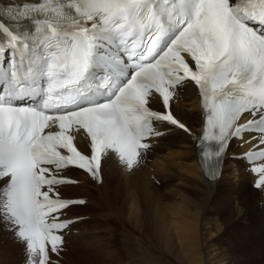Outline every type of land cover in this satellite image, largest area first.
Listing matches in <instances>:
<instances>
[{
	"label": "snow or ice",
	"instance_id": "obj_1",
	"mask_svg": "<svg viewBox=\"0 0 264 264\" xmlns=\"http://www.w3.org/2000/svg\"><path fill=\"white\" fill-rule=\"evenodd\" d=\"M23 15L33 33L0 23V219L36 264L60 255L68 228L59 186L72 181L59 174L99 180L113 155L131 168L160 135L153 120L189 132L171 105L186 79L220 148L249 131L264 146V0H37Z\"/></svg>",
	"mask_w": 264,
	"mask_h": 264
},
{
	"label": "bare ground",
	"instance_id": "obj_2",
	"mask_svg": "<svg viewBox=\"0 0 264 264\" xmlns=\"http://www.w3.org/2000/svg\"><path fill=\"white\" fill-rule=\"evenodd\" d=\"M6 1L16 2V0ZM172 108L176 116L191 132H197L202 126L201 104L192 87H188L174 100ZM77 141L82 148L88 147L85 136L78 135ZM163 143H165L164 138L158 142L160 146L156 145L153 152L142 154L136 166L131 168L124 167L114 156L107 164L102 161V179L96 180L90 175L92 179L90 180L89 176H82L81 180L85 185L73 188L77 190V194H68L61 189L60 193H65L66 197L88 198L89 203L74 208L73 215H90L95 218H92L95 221L98 220L96 223L101 220L105 221L109 217L110 222L116 224L118 219L119 227L122 223H128L135 228L139 221L141 226L137 228H141V237L134 240L132 234L128 236L129 240L133 245L137 243L143 250L145 241L142 239H152L153 245L160 249V260L153 258L150 261L144 256L140 259L142 263H138V259L133 256V248H131L132 250H126L121 264H242L243 260L255 259L256 256L253 253L246 257L248 254H245L246 251L243 253L241 246L242 252L238 247L230 248L231 245L225 247L222 242L226 236L230 235V227L242 211L257 207V203L260 207V196L251 189L248 174L238 163L229 160L219 180L207 179L201 172L190 136L179 131L167 144L161 145ZM245 149L231 148L229 154L240 155ZM126 181H130L129 188L140 191V201H133L129 197L130 191L128 192L124 186L127 185ZM2 183L3 181L0 180V184ZM89 187L94 191L89 190ZM245 191L248 192L247 195ZM233 192L238 194L235 196L239 197L238 200L240 199L234 209L231 204V200L236 199ZM84 193L92 194L95 200L91 196H85ZM134 194L137 193H133L132 198ZM256 196L259 198L257 199ZM111 202L113 207H107L108 213H79L94 206L103 209L104 204L107 206ZM124 207H127L130 213ZM128 213L135 216L136 222L127 218ZM88 222L79 224L84 227H77L79 234L75 238L76 241H73L72 247L63 250L65 263L61 260L62 264H73L70 255H66L64 251L82 253L84 250L87 253L88 246L85 245L84 240L87 236L85 231L89 228ZM10 229L12 228L9 223L0 219V264H19L23 258L24 246ZM97 237L103 239L101 235ZM92 239L95 240L94 237ZM101 242L96 245L93 242V246L90 247L94 251V264L107 263L108 257L117 258L118 253H115L119 252L118 250L115 253L109 252L107 242L104 240ZM109 243L112 247V243ZM249 247L247 246V249ZM137 257L141 256L137 255ZM244 257L246 258L243 259Z\"/></svg>",
	"mask_w": 264,
	"mask_h": 264
},
{
	"label": "rangeland",
	"instance_id": "obj_3",
	"mask_svg": "<svg viewBox=\"0 0 264 264\" xmlns=\"http://www.w3.org/2000/svg\"><path fill=\"white\" fill-rule=\"evenodd\" d=\"M122 177L124 179L123 175H122ZM129 182L126 181L127 185H124L126 187V190L128 189V192L130 191L129 193L131 195L128 193L129 197L131 199H133V201H140V199H141L140 191L138 189L129 188L130 187ZM88 189L91 191H94L92 188H88ZM132 191H134L133 193H137V194H134L135 195L134 198H132V195H133ZM93 193L96 194V192H92V194ZM247 193L248 192H246V195H247ZM92 194L88 195V194L84 193L85 196H91L93 199ZM233 194H234V192H233ZM235 195L237 196L238 194L235 193L234 196ZM136 196L137 197L140 196V197L137 198ZM256 197H257V199L259 198L258 196H256ZM135 198H136V200H135ZM238 198L239 197H236V199L231 200L232 201L231 204L233 206V209L236 208L235 205L239 204L240 199L238 200ZM242 199H243V197H242ZM93 200H95V199H93ZM104 205H103V209H102V207L96 208L94 206L93 208H90L89 210H82L79 213H81V214H87V212H88V214H94L96 212L98 214L103 213V212L108 213L107 207H110V208L113 207L112 202L110 203V205H107V206H106V204H104ZM129 208H131V207H129ZM124 209L127 210L128 208L124 207ZM109 211H110V209H109ZM129 211L130 210L128 209L127 212H129ZM231 211L233 212V210H231ZM259 211L260 210H259V204L258 203H257V207H253V208L250 207V208L244 210V212L242 211V213H240L238 215L236 221H234L232 226L230 227V230H229L230 235L226 236L222 241L223 244L225 245V247H228L230 245H231L230 248H232L233 246L238 247L240 249V251L242 252V249L240 248V246H241L243 248V253L246 251L245 254H248L246 257L250 256L251 255L250 253L255 254L254 255V256H256L255 259L243 260L242 264H264V224L261 223L259 220V216H258ZM129 213L127 214V216H128L127 218L133 220L132 222H136L135 216H131ZM107 220H108V222H107ZM107 220H105V221L101 220L99 223H96L98 220L95 221L93 219V220H90L88 222L87 226L89 228H88V230L85 231L87 236H86V239L84 240L85 245L88 246L87 247L88 248L87 253L84 250L82 253L77 252V251L76 252H73V251L71 252L68 250L64 251V253L66 255H70V259L72 258L71 260H73V264H94V261H93L94 251L90 247L93 246V244H94L93 242H95L94 245H96V244H99V242H101V241L103 242V240L107 242V248H108L109 252L113 251L115 253L117 250L119 251V252L115 253V254H117V253L119 254V256H118V254L116 255L117 258L110 259V257H108L109 261H107V263H103V264H121V261L123 262V260H124L126 250H132L131 248H133V250H132V251H134L133 256L135 259H138V263H142V261L140 259H142V257H144V256L147 257L150 261L153 258H157L158 260H160V258H159L160 249L158 248V246L153 245L154 244L153 240L146 238V235H144V237L146 239H144V238L142 239L145 241V248L143 249L144 251L142 250L141 247L138 246L137 243L133 245L131 243V241L129 240L128 236H130L132 234L134 235V240H136L137 237H141V235H140L141 234V228L140 229L137 228L138 226H141L139 221H138V226L134 228V226H132L128 223H122V225H120V227H119L118 224H120V223L118 222V219H117L116 224L113 222H110L109 217H107ZM100 235L103 236L102 237L103 239H101V237H97ZM93 237L96 241L95 240L93 241V239H92ZM97 238H98V240L100 239L99 242H98ZM112 239H113V241H112ZM89 240H91L93 242H91ZM96 242H98V243H96ZM109 242H111L113 244V245L111 244L112 247H110ZM126 242L130 243L131 245H128ZM247 246L248 247L250 246L251 248L249 247L247 249ZM138 248H140L141 250ZM256 252H257V254H256ZM137 255L141 256V257H137ZM77 257H78V259H77ZM246 257H244L243 259H245ZM22 261H23V258L21 259V262L19 264H22ZM119 261H120V263H119Z\"/></svg>",
	"mask_w": 264,
	"mask_h": 264
}]
</instances>
